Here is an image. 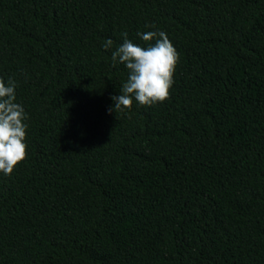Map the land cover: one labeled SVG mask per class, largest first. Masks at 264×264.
I'll return each mask as SVG.
<instances>
[{"label": "trees", "instance_id": "obj_1", "mask_svg": "<svg viewBox=\"0 0 264 264\" xmlns=\"http://www.w3.org/2000/svg\"><path fill=\"white\" fill-rule=\"evenodd\" d=\"M147 31L179 53L170 96L110 112L112 52ZM0 78L28 146L0 264H264V0H0Z\"/></svg>", "mask_w": 264, "mask_h": 264}, {"label": "clouds", "instance_id": "obj_2", "mask_svg": "<svg viewBox=\"0 0 264 264\" xmlns=\"http://www.w3.org/2000/svg\"><path fill=\"white\" fill-rule=\"evenodd\" d=\"M143 45L128 39L121 33L122 45L112 52L113 66L119 62L128 70L119 96H113L111 111L130 109L135 100L142 106L163 103L170 96L174 74L179 63V53L163 31L137 33ZM155 41L154 43H152ZM102 47L107 51L113 40L107 39ZM16 83L7 84L0 78V173L11 175L14 169L28 157L26 132L27 119L24 107L16 102Z\"/></svg>", "mask_w": 264, "mask_h": 264}]
</instances>
